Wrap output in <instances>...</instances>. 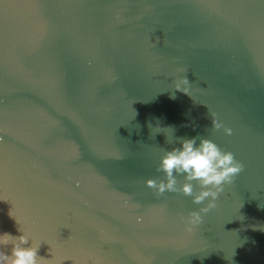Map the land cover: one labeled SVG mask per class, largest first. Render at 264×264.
<instances>
[{
	"label": "water",
	"instance_id": "water-1",
	"mask_svg": "<svg viewBox=\"0 0 264 264\" xmlns=\"http://www.w3.org/2000/svg\"><path fill=\"white\" fill-rule=\"evenodd\" d=\"M193 137L243 171L187 232L208 200L144 181ZM10 211L51 264H264V0H0V234L20 236Z\"/></svg>",
	"mask_w": 264,
	"mask_h": 264
},
{
	"label": "clouds",
	"instance_id": "clouds-1",
	"mask_svg": "<svg viewBox=\"0 0 264 264\" xmlns=\"http://www.w3.org/2000/svg\"><path fill=\"white\" fill-rule=\"evenodd\" d=\"M176 71L185 72L186 70L178 68ZM189 85L186 75L179 76L173 81V89L186 95H189ZM175 91L172 92L170 98L175 99ZM209 117L212 129L220 130L222 128L225 135L232 134V129L223 126L215 118V114L210 113ZM179 143L180 147L165 150L160 158L156 171L162 172L164 179L150 178L144 183L146 187L154 190L157 197L167 191L190 196L192 202L197 205L203 204L206 199L208 200L206 206L201 207L199 211L188 213L185 230L192 232L193 227L202 222L201 214L208 213L216 207L215 201L219 194L224 191V185L234 182L235 177L243 171V165L235 159L232 152L221 149L209 139L201 137L199 144H197V137L180 138ZM174 173L176 175L182 174L184 177L185 182L180 187H177V179ZM193 181H196L200 187V191L196 194L193 193ZM9 216L20 226L18 231L23 234L20 236H12L9 233L0 234V249L9 244L12 245L11 255H6L3 250H0V264H51L52 259L46 260L37 255L41 242L32 243L31 247H23L29 241V234L25 233L21 227V222L11 214V211Z\"/></svg>",
	"mask_w": 264,
	"mask_h": 264
}]
</instances>
